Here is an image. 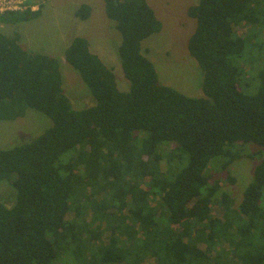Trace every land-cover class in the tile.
Listing matches in <instances>:
<instances>
[{"label":"trees","instance_id":"trees-1","mask_svg":"<svg viewBox=\"0 0 264 264\" xmlns=\"http://www.w3.org/2000/svg\"><path fill=\"white\" fill-rule=\"evenodd\" d=\"M104 5L122 37L130 89L120 91L88 40L76 37L65 60L95 99L85 109L65 95L57 59L23 49L19 35L0 28V121L29 110L52 121L32 142L0 148V184L17 194L12 207L0 201V264H264V0L188 8L200 98L162 84L144 54V40L163 28L147 0ZM39 6L0 17L28 22ZM91 14L89 5L76 11L81 20ZM250 144L259 161L235 206L227 194L217 198L211 166L227 169ZM86 212L105 220L109 235L90 227Z\"/></svg>","mask_w":264,"mask_h":264},{"label":"rangeland","instance_id":"rangeland-1","mask_svg":"<svg viewBox=\"0 0 264 264\" xmlns=\"http://www.w3.org/2000/svg\"><path fill=\"white\" fill-rule=\"evenodd\" d=\"M29 1L32 4V0ZM33 1L39 5L42 3L39 18L28 22H17L15 15L0 17L1 31L8 36L19 35V44L25 50L57 59L62 74L64 93L72 102L74 109H85L96 104L80 74L65 60V51L76 37L88 40L92 53L113 71L119 90L129 91L130 82L124 76L119 55L122 37L116 30L115 22L108 19L105 14L104 0ZM147 1L154 9L163 28L160 33L144 40L143 52L154 64L160 82L189 97H204L203 71L188 51L189 38L195 30L196 23L188 16L187 11L199 0ZM81 5H89L92 8L91 17L88 20H81L76 16V11ZM5 18H10V23H5L3 21ZM243 28L238 29V32L245 36L249 33L250 27L246 25ZM257 35L264 37V30ZM247 78H250V75H247ZM51 126L52 121L35 110H29L25 117L15 121H0V148L8 149L30 143ZM258 149L252 144L242 147V157L223 171L218 165L222 162L217 163L216 168L214 163L212 164L214 176L220 180L217 198L220 199L224 193L232 198L235 206L242 202L244 192L253 179L254 169L259 161V158L255 157ZM16 199L17 194L14 189H11V183H1L0 201L12 207ZM222 210L221 206H214L213 215L220 216ZM91 215L90 212H86L84 217L91 220ZM90 222L92 228L96 229L101 224L102 230V227L107 229L105 220ZM104 231H100L101 236L108 234Z\"/></svg>","mask_w":264,"mask_h":264},{"label":"built area","instance_id":"built-area-1","mask_svg":"<svg viewBox=\"0 0 264 264\" xmlns=\"http://www.w3.org/2000/svg\"><path fill=\"white\" fill-rule=\"evenodd\" d=\"M28 9L35 10L29 0H0V15L25 12Z\"/></svg>","mask_w":264,"mask_h":264},{"label":"crops","instance_id":"crops-1","mask_svg":"<svg viewBox=\"0 0 264 264\" xmlns=\"http://www.w3.org/2000/svg\"><path fill=\"white\" fill-rule=\"evenodd\" d=\"M32 4H30V6H32L35 10H32V9H30V10H32V11H36L37 9H39V3H36V1H33L32 0V2H31Z\"/></svg>","mask_w":264,"mask_h":264}]
</instances>
